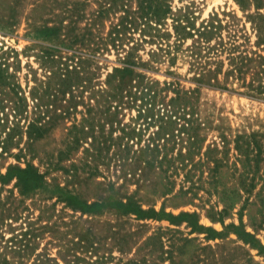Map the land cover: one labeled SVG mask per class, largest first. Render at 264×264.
<instances>
[{
    "label": "rangeland",
    "instance_id": "rangeland-1",
    "mask_svg": "<svg viewBox=\"0 0 264 264\" xmlns=\"http://www.w3.org/2000/svg\"><path fill=\"white\" fill-rule=\"evenodd\" d=\"M169 1L176 13L192 12L196 23L214 13L238 19L239 34L247 33L256 49L246 18L253 4L243 11L234 0ZM133 6L0 0V264H264V196L260 201L256 178L264 163L256 172L254 146L246 154V145L236 149L233 142L236 135L264 134V98L229 79L227 89L201 87L192 109L168 111L175 78L180 88H193L191 73L179 58L152 63L155 45L144 43L132 83L153 82L150 104L137 91L136 100L110 102L101 90L139 34L120 21ZM117 24L126 28L113 42ZM164 24L171 30V18ZM152 138L159 147L144 149ZM27 166L48 186L20 185L16 169ZM57 185L88 203L132 196L144 210L196 212L198 224L218 234L110 207L82 212L52 192ZM231 225L251 237L241 238Z\"/></svg>",
    "mask_w": 264,
    "mask_h": 264
},
{
    "label": "trees",
    "instance_id": "trees-1",
    "mask_svg": "<svg viewBox=\"0 0 264 264\" xmlns=\"http://www.w3.org/2000/svg\"><path fill=\"white\" fill-rule=\"evenodd\" d=\"M110 1L115 4L120 2L121 5L125 6L129 0ZM132 1H134L133 8H129L127 10L128 15L121 17L120 21L126 22V25H129L133 31L139 30V34L136 38H131L134 42L128 47L123 59V65L114 69V72L108 77L109 82L106 87L101 90L105 97L110 99V102L120 101L124 97H133L136 100L137 91L139 92L138 99H146V102L143 103L150 104V94H154L151 91L153 82L142 83L141 79L136 82V85L132 83L133 75L140 76L134 72L141 65L136 51L144 43L155 45V48L150 49V57L153 59L151 60L152 63L166 60L173 64L179 58L187 63V70L191 73L187 80L194 84L193 88H180L179 79L175 78L174 82L177 84V89H174V96H171L165 104L167 108H170L168 111L192 109L194 103H196V94H198V90L201 87L227 89L224 83H227L229 79L236 80L241 87L245 88V93L264 98V12L259 11L264 8V0H234L243 11H247L251 4L254 5L255 11L247 15L246 18L252 23L251 28L255 35L254 45L256 49H250V36L247 33L239 34V30L236 28L238 19L229 17L223 20L214 13L196 23V17L192 15V12L185 10L183 13H176L172 10L169 0ZM99 13L103 14L104 12L100 10ZM167 18H171V30L165 27L164 21ZM126 25L120 26L117 24V28L114 26L116 39H113V42L117 41L118 35L122 33L120 28H126ZM45 30L49 34L54 32L55 28L48 29L45 27ZM188 40L189 42H187ZM225 60L227 61L226 70H223ZM220 76L221 80L219 79ZM133 89H135V92H132ZM187 122L189 126V121ZM219 138L223 148L227 142L226 137L221 135ZM155 140L156 138H152V142H148L144 149H149L150 144H154V149L159 147ZM187 140L190 141V144H193L196 143L195 141L198 138L196 135H188ZM165 141L167 140L165 139ZM233 142L236 149H239L241 144L246 145V154H250L253 151L248 149V145L254 146L256 166L258 167L256 172L259 171V164L264 163V134L256 132L236 135ZM213 149L216 152L219 151L216 143H214ZM139 151H143V148ZM154 160L153 158L143 162L149 166L153 164ZM220 161L221 159L216 157L213 159L215 165ZM16 170L18 172V182L25 189L30 190L36 187L44 188L48 186L45 181H42L41 175L31 166L17 168ZM1 177L2 175H0ZM256 178L261 182L259 196L260 201H262V196H264V172L260 173ZM52 190L56 196L64 198L65 202L71 206H77L82 212L110 207L125 213H131L137 219H164L171 224L186 222L196 229L210 231L212 233L211 237L218 234L211 228L199 225L196 212H180L174 215L170 212H165L163 208L159 211L153 209L144 210L132 196L115 199L108 196L105 201L88 203L79 201L71 190L63 186L57 185ZM222 218V212H220L216 220L223 224ZM231 226L241 238L251 237L250 233L244 229L238 231V227L235 225ZM256 242L258 244V240ZM258 246L260 247V245Z\"/></svg>",
    "mask_w": 264,
    "mask_h": 264
}]
</instances>
